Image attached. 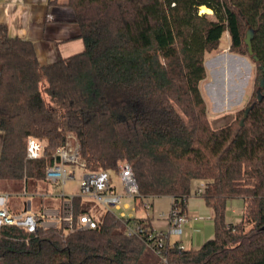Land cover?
Here are the masks:
<instances>
[{"label": "trees", "instance_id": "trees-1", "mask_svg": "<svg viewBox=\"0 0 264 264\" xmlns=\"http://www.w3.org/2000/svg\"><path fill=\"white\" fill-rule=\"evenodd\" d=\"M69 4L85 48L47 65L32 41L9 36L0 23V192L16 197L10 209L22 211L21 195L43 207L40 194L52 187L46 169L72 133L87 171L117 172L128 163L139 195L171 197L179 214L193 183L204 182L200 196L213 211L215 234L198 249L179 250L168 234L155 236L149 221H141L144 235L129 236L126 222L75 197L74 214L96 216L97 228L2 226L0 264H264V0ZM249 27L253 55L244 42ZM225 34L231 55L253 60L254 91L245 109L215 128L200 84L206 54ZM32 137L45 144L38 159L27 155ZM233 199L244 201L237 224L226 219Z\"/></svg>", "mask_w": 264, "mask_h": 264}, {"label": "built area", "instance_id": "built-area-1", "mask_svg": "<svg viewBox=\"0 0 264 264\" xmlns=\"http://www.w3.org/2000/svg\"><path fill=\"white\" fill-rule=\"evenodd\" d=\"M49 19L53 16L49 15ZM44 142L37 138H30L28 141V158L38 159L43 156ZM57 157L60 162L57 163ZM55 163L47 167L46 180L52 186L63 187L69 180L77 178V171L68 170L67 165H72L77 169L83 170L84 174L80 179L77 193L67 196L62 188L59 196H50L49 193L40 194L43 198H57L61 200L58 204H44L39 210H33L29 203L22 212L10 209L11 197L7 193L0 192V227L16 226L25 228L30 233H36L38 228H61L65 232L88 231L97 228L98 218L92 214L83 213L75 215L73 212V199L81 198L85 202L94 203L104 212H111L117 218L127 223L126 231L129 236L144 235L143 223L150 216L152 205L139 195V188L134 176L132 167L128 163H123L118 168V176L124 186V193L119 194L113 185L110 171L89 172L86 169V162L81 157V147L77 137L69 133L65 143L58 148L54 155ZM204 192V186L196 190L197 195ZM123 198L133 200V206L129 202H123ZM142 209L145 213L144 218H138L136 212ZM129 211V212H128ZM170 223L168 235H182L184 225L188 218L185 214L171 209L168 214H161ZM164 232H156L155 236H162ZM150 235V238H153ZM154 244V243H153ZM153 246V245H152ZM159 246H162L160 244ZM179 250H185L184 246L179 245Z\"/></svg>", "mask_w": 264, "mask_h": 264}, {"label": "crops", "instance_id": "crops-1", "mask_svg": "<svg viewBox=\"0 0 264 264\" xmlns=\"http://www.w3.org/2000/svg\"><path fill=\"white\" fill-rule=\"evenodd\" d=\"M69 1L0 0V23L7 27L9 36L32 41L40 63L47 65L59 59L80 53L85 48L81 37V29L76 22L75 12L70 6ZM49 15L53 16V19H49ZM2 142L3 136L0 133V156ZM203 186L204 182L202 181L193 183V192L187 201L185 212L188 220L184 225L183 234L176 235L180 239L176 240L175 243L184 246L186 250L200 248L206 241L210 240V238L212 239L215 234L213 211L207 205L204 198L195 193L198 188ZM48 193L50 194V191ZM50 196L59 195L52 193ZM20 197L22 206L24 207L22 211L25 210L29 203L32 204L33 210L39 208L36 200H33L31 195H21ZM46 200V204H58L61 201L52 200V203H49L48 200L50 199L47 198ZM146 201L152 205L150 216L146 221H149L154 231L169 233L171 228L169 220L160 215L168 214L171 211L173 199L165 196L146 199ZM242 204L236 202L235 208H242L243 214L244 202ZM228 207L229 204L227 203L226 211ZM136 216L144 218L145 213L142 209H139L136 212ZM169 241L172 244L170 235Z\"/></svg>", "mask_w": 264, "mask_h": 264}, {"label": "rangeland", "instance_id": "rangeland-1", "mask_svg": "<svg viewBox=\"0 0 264 264\" xmlns=\"http://www.w3.org/2000/svg\"><path fill=\"white\" fill-rule=\"evenodd\" d=\"M228 45L229 38L225 34L221 40L220 48L206 54L207 77L200 84L201 93L207 103L208 115L215 128L229 124L235 118L238 111L245 109L254 91L255 64L253 60L246 56L231 55ZM46 99L49 105L53 106L48 96H46ZM67 169L70 171L76 169L77 178L69 180L64 188L52 186L50 194L59 195L62 188L67 196L77 193L84 171L72 165H67ZM111 175L117 192L123 194L124 186L118 173L111 172ZM14 201H16V197H12L10 205ZM123 202H129L132 206L134 205L133 200L127 198H123ZM236 202L242 204L244 201L242 199L229 200V207L226 211L227 221L233 224H237L242 220V208L236 209ZM23 209L24 207L22 206ZM229 210L230 212L228 213ZM170 239L172 240V244H175L176 240L180 238L171 233Z\"/></svg>", "mask_w": 264, "mask_h": 264}, {"label": "water", "instance_id": "water-1", "mask_svg": "<svg viewBox=\"0 0 264 264\" xmlns=\"http://www.w3.org/2000/svg\"><path fill=\"white\" fill-rule=\"evenodd\" d=\"M254 36H255V30L252 27H249L246 32V37L244 39V42H245V45L250 55H253L252 40ZM263 85H264V82H262L261 87H263ZM257 96H258V101H261L262 100L261 88L257 90ZM249 110L250 108L246 110L245 117H247ZM59 162H60V158L57 157V163Z\"/></svg>", "mask_w": 264, "mask_h": 264}, {"label": "bare ground", "instance_id": "bare-ground-1", "mask_svg": "<svg viewBox=\"0 0 264 264\" xmlns=\"http://www.w3.org/2000/svg\"><path fill=\"white\" fill-rule=\"evenodd\" d=\"M201 12L202 13H208V14L212 13V11L206 7H201Z\"/></svg>", "mask_w": 264, "mask_h": 264}]
</instances>
